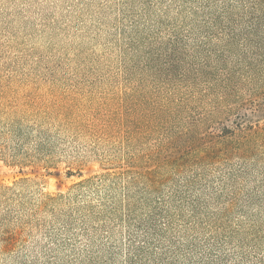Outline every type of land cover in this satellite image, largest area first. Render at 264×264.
Instances as JSON below:
<instances>
[{
  "label": "rangeland",
  "instance_id": "rangeland-1",
  "mask_svg": "<svg viewBox=\"0 0 264 264\" xmlns=\"http://www.w3.org/2000/svg\"><path fill=\"white\" fill-rule=\"evenodd\" d=\"M208 1L0 0V264L110 261L98 241L111 231L119 244L123 228L104 208L123 207L129 193L154 197V181L127 182L124 159L145 162L174 130L204 132L215 118L264 97V67L253 65V0H211L227 9L224 23L234 24L239 41L220 45L226 54L214 69L224 70L211 97L189 100L188 110L161 124L175 88L202 84L177 82L167 60L171 34L187 31ZM224 150L222 164L202 172L214 182L226 175L239 198L230 216L251 225L253 205L245 201L262 182L264 141L239 133ZM99 224L101 233L89 238L94 251L85 250L84 227Z\"/></svg>",
  "mask_w": 264,
  "mask_h": 264
},
{
  "label": "trees",
  "instance_id": "trees-1",
  "mask_svg": "<svg viewBox=\"0 0 264 264\" xmlns=\"http://www.w3.org/2000/svg\"><path fill=\"white\" fill-rule=\"evenodd\" d=\"M201 9L203 15L187 31L171 34L173 54L167 61L173 67L169 75L177 82L196 83L202 78V84L194 87L190 84L182 90L175 88L173 96L167 97H173L172 101L161 108L166 115L161 118V124L170 122L171 117L176 118L172 114L188 110L189 100L211 97L210 91L222 79L224 70L222 67L214 69L226 54L220 45L239 41L235 27L231 26L234 24L227 26L224 23L225 7H218L209 0ZM252 25L253 65L263 68L264 0H253ZM191 41L194 43L192 53H189L187 46ZM212 74H215L213 78L210 77ZM177 93L179 97H176ZM240 106L222 118H215L204 132L174 130L173 134L157 143V150L149 153L145 162L136 155H128L124 159L120 172L131 178L127 182L154 181V187L146 186L148 194L152 187L154 197L134 200L129 193L123 207L113 205L104 208L114 223L115 216L117 219L120 217L123 228L119 244H113L111 231H106L109 235L105 242L95 239L100 246L110 250L113 256L110 261L108 259L110 264H264V175L257 176L262 182L254 184L253 198L245 201V205H253L252 229V224L244 219H241L243 222L236 221L230 216L239 198L236 188L225 182L226 175L218 178L224 182H214L202 172L205 165L218 167L222 164L226 159V142L239 133L245 138L253 136L256 145L264 141V97L255 95L253 101ZM161 124L159 122L158 126ZM187 172L190 176L184 177ZM221 173L218 171L219 175ZM258 173L263 174L261 171ZM169 179L175 182H164ZM222 199L227 204L217 210L215 206L220 205ZM100 228V224L84 227L85 250L94 251L89 238L92 234L101 233ZM95 245L98 247V243Z\"/></svg>",
  "mask_w": 264,
  "mask_h": 264
}]
</instances>
